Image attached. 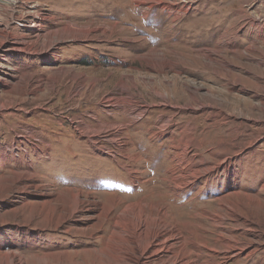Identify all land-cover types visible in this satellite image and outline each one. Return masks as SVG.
<instances>
[{
  "label": "rangeland",
  "instance_id": "374dc122",
  "mask_svg": "<svg viewBox=\"0 0 264 264\" xmlns=\"http://www.w3.org/2000/svg\"><path fill=\"white\" fill-rule=\"evenodd\" d=\"M185 1L0 0V257L113 263L100 252L115 217L144 197L161 201L150 195V174H165L188 145L196 163L218 168L185 191L169 225L205 235L209 264H264V0ZM34 4L40 26L25 15ZM69 25L75 31L64 34ZM110 99L129 106L109 108ZM171 116L165 136L150 141ZM118 127V138L129 137L123 150L89 141ZM126 153L149 155L152 168L128 163ZM241 190L248 197L235 196ZM77 191L95 205L61 219ZM222 195L243 201L238 215L219 208ZM115 199L98 226L97 203ZM214 214L223 217L215 224ZM221 239L243 247L237 258L215 251Z\"/></svg>",
  "mask_w": 264,
  "mask_h": 264
},
{
  "label": "bare ground",
  "instance_id": "6f19581e",
  "mask_svg": "<svg viewBox=\"0 0 264 264\" xmlns=\"http://www.w3.org/2000/svg\"><path fill=\"white\" fill-rule=\"evenodd\" d=\"M185 2H187V0ZM143 5H145L144 2L140 4V6ZM37 13L38 10L36 4L31 5L26 9L25 15L27 19H29L34 24V26H40L42 23V19H37ZM73 31H75L74 27L72 25H69L66 26V28L64 29V34L70 35ZM90 31L91 30L89 29H85L83 32L86 35H89L91 33ZM105 32H107L106 29ZM55 43L56 41L53 42V44H51V46L49 47L51 48L52 45L55 46ZM24 48V44L19 43L14 49L16 51L25 52ZM53 56L55 55L53 54ZM30 78L31 75L29 76V79ZM162 97L165 98L164 96ZM108 103L109 108L114 106L120 108H127V105L129 106V104L126 105L120 101L114 102L113 99H110ZM166 104H169L167 100ZM147 108L148 107H143L142 109H140L137 116L140 117L141 115H144L147 112ZM107 110L110 111L109 109ZM172 120L173 117L171 116L170 119L166 121L165 126L161 127L163 130L162 133L151 134L149 140L153 141L154 138L157 137H159V139L163 138L165 136V132L170 127ZM121 128L122 127L114 128L109 130L108 132H100L101 130L98 132L97 130L93 133L94 135H89V141L93 146H98L99 144H102V141L109 142L112 144H120V150H123L124 147L121 145L127 144L129 137L118 138L120 135L119 130ZM186 131L189 132V130ZM121 139L123 140L121 141ZM140 143L142 144V142ZM120 150H114V152ZM176 151L177 152L172 158L174 165L171 168H168L165 174L163 173V171L160 172V170H153L151 174L149 173L150 175H152V178L148 182H152V180L155 181V185L153 186L156 187H150V195L154 196V194H158L161 197L162 202H147L146 197H144L134 203L128 204L124 208V210L121 211V213L115 217L113 224V232L109 238L107 248L100 252V259L102 255L109 257V260H112L113 262L111 264H153L154 262L155 264L210 263L208 260H206V258L203 257L204 251L209 249L207 243L205 242V235L198 234L196 231L189 229V223H187V225H185L189 236L186 237L185 232L181 227L171 226L169 225V222L167 220H174L172 219V215H174L172 211L183 210V207L179 206L183 201L185 191L190 187H193L196 183H198V180L203 179L205 176H208L214 170H217L218 166H210L203 160L201 161V163H196V158H199L200 155H191L188 145H184L183 147L181 145L176 149ZM109 154L113 155L112 152H109ZM124 157L128 159V163H132L133 165L144 164L146 170L152 168L151 166L154 163V161H151V159L149 158V155L146 157V155L143 156L141 155V153L140 155L135 156L126 153ZM115 162L118 164L120 163L119 160ZM116 163H114V165H116ZM123 163L124 162L120 163L119 165L125 169L127 175L133 177L134 182L135 180L136 182L141 181L137 173L140 171H137L132 164V166H129L127 164L124 165ZM222 163H225V161ZM120 182L118 181L119 186L122 185ZM147 186L149 187V185H146L145 187ZM229 187L230 188L228 189V192H236L237 187L234 185V183H230ZM155 190L159 193H156ZM120 195H122L123 198L124 196H127L125 191L117 193L116 197H122ZM82 196V191H77L76 193H74L70 197V199L67 200V204L70 207V211H68V216L60 215L59 217L61 219H67L68 217H70V215L74 216L76 213H78L84 205H95V202H92L87 199L84 200L82 199ZM235 196L242 197V199L244 197H248L244 196V190L239 191L235 194ZM217 201L219 202V208L224 209L228 213L236 215H238L236 213L238 211L237 207H240L243 202H237L234 199H228L225 195H222V197ZM116 202L117 199H115L114 201L110 200L109 204L97 203V205H100L102 207L98 210V226H102L104 222L109 220V216L114 210V204ZM163 202L167 203L163 204ZM211 216L214 224L216 222L218 223L219 221H221L219 217L222 216L215 214ZM221 240L223 241L222 244L224 249L218 246H215L214 248L215 251H218L216 249L222 251L224 256L223 258L225 261L237 258L239 256V253L243 250V247L236 241L225 242V240ZM113 254H115V256ZM43 259L44 257H40L38 255L32 256L33 264H41V261ZM0 264H27V257L20 251H10L0 257Z\"/></svg>",
  "mask_w": 264,
  "mask_h": 264
}]
</instances>
